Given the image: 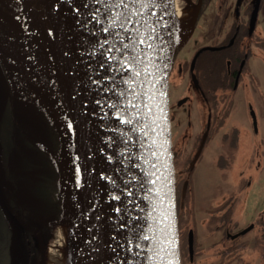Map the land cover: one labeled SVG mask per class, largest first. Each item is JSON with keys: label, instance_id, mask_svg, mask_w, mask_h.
I'll return each mask as SVG.
<instances>
[{"label": "water", "instance_id": "95a60500", "mask_svg": "<svg viewBox=\"0 0 264 264\" xmlns=\"http://www.w3.org/2000/svg\"><path fill=\"white\" fill-rule=\"evenodd\" d=\"M44 2L74 134L85 254L105 253L108 264H182L169 96L176 0ZM1 62L0 122L9 87ZM2 150L0 139V206L11 219Z\"/></svg>", "mask_w": 264, "mask_h": 264}, {"label": "flooded vegetation", "instance_id": "af4514ba", "mask_svg": "<svg viewBox=\"0 0 264 264\" xmlns=\"http://www.w3.org/2000/svg\"><path fill=\"white\" fill-rule=\"evenodd\" d=\"M179 1L186 9L197 12L191 35L175 48L169 94L181 258L182 264H195L202 253L199 243L204 229L220 234L216 243L224 249L221 254L228 252L227 241H238L255 229L252 223L254 227L248 233L233 237L244 229L232 230L228 221V172L241 147L242 129L241 124H229V116L236 98L244 90L254 94L259 89L255 64L259 61L260 48L264 47V38L257 30L259 15L252 26L258 0ZM263 1L260 0L259 14ZM248 109L257 136L259 126L256 132L252 102ZM255 148L252 158L259 153L258 146ZM7 159L6 176L12 189L5 190V195L11 219L0 206V231L4 232L2 239L9 254L10 246L20 236L18 242L26 252L27 263L31 264L39 255L37 235L46 236V227L53 223L56 211L50 214L48 209L44 215L32 208L33 190L23 187L32 173L19 177ZM249 187L250 182L245 180L235 193H246Z\"/></svg>", "mask_w": 264, "mask_h": 264}, {"label": "rangeland", "instance_id": "374dc122", "mask_svg": "<svg viewBox=\"0 0 264 264\" xmlns=\"http://www.w3.org/2000/svg\"><path fill=\"white\" fill-rule=\"evenodd\" d=\"M176 3L178 7L185 8L179 0H176ZM0 4L9 11L12 18L19 12L16 0H0ZM257 30L261 38H264V1L259 14ZM2 66L9 87L5 115L0 124V139L2 149L4 148V152L1 151V167L4 168L3 155H6L9 157L15 173L24 175L20 170L26 166H32L39 171L34 172L23 184L24 189L26 187L27 190H33L35 200L32 203V208L38 211V214L47 215L48 209L50 214L53 213L52 205L46 201L47 194L42 190L46 176L51 179L52 193L56 194L57 192L59 195L62 211L60 219L46 227V236L43 233L37 235L39 255H37L36 262L37 264H73V255L79 240V227L75 228L72 225L68 229L67 235L64 234L62 227L68 205L74 206L73 209L77 211L78 218L80 215L82 216V206L79 208L76 198L74 199L78 185L81 204L80 184L76 183L72 169L69 178L63 174L68 158L64 150L61 130L59 128V132L53 121L57 129L55 131L47 116L51 110V99L38 79L39 77H35L34 87H32L14 70L6 67L3 63ZM255 69L259 79L258 91L251 94L249 90H244L236 98V104L229 116V124H241L242 129L238 156L229 167L228 188L230 190L227 202L228 221L229 224L231 223L232 230L245 229L252 223L255 224V229L238 241H227L228 252L226 254H221L224 249L219 243H216L220 234L214 235L210 230L204 229L200 233L199 243L202 253L196 258L195 264H264V47L259 50V61L255 64ZM6 94L5 90V97ZM250 102H252L258 117L259 133L257 136L254 134L249 114L248 104ZM13 116L20 122L17 127L11 122ZM256 146H258L259 153L258 156L254 155L252 158V152L257 149ZM4 171L3 173H5ZM36 177H39V181L41 178V181L34 180ZM5 180L2 181L4 193L5 190L12 189V183ZM245 180L250 182L246 193H235L236 187L244 184ZM55 211L57 213L56 208ZM44 215L41 218H44ZM19 238L18 235L17 242L10 246V264H24L23 259H26V252L18 242ZM232 243L233 248L230 247Z\"/></svg>", "mask_w": 264, "mask_h": 264}, {"label": "bare ground", "instance_id": "6f19581e", "mask_svg": "<svg viewBox=\"0 0 264 264\" xmlns=\"http://www.w3.org/2000/svg\"><path fill=\"white\" fill-rule=\"evenodd\" d=\"M19 12L13 18L0 4V60L14 70L21 79L34 87L33 80L39 77L51 101L50 109L55 116L64 141L68 160L63 169L69 178L72 171L76 183L79 182L76 147L68 109V102L60 68L59 53L53 34L48 10L44 0H16ZM175 46L183 43L191 35L196 19V10L178 7L175 2ZM4 109V90L0 86V116ZM72 169V171H71ZM77 206L81 207L78 185L74 195ZM73 205H68L63 219V232L79 227V240L74 252L73 264H108L107 255L102 253L90 257L84 251V231L81 218ZM78 219V222H77Z\"/></svg>", "mask_w": 264, "mask_h": 264}, {"label": "trees", "instance_id": "16d2710c", "mask_svg": "<svg viewBox=\"0 0 264 264\" xmlns=\"http://www.w3.org/2000/svg\"><path fill=\"white\" fill-rule=\"evenodd\" d=\"M4 115H5V112L3 114V117H4ZM47 116H48L49 122L51 123L53 129H55V131H56L57 129L54 126L53 120H52L51 116L49 115V113H47ZM3 117H2V120H3ZM2 120H1V122H2ZM1 122H0V124H1ZM11 122L14 123V125L16 127L18 125H20L19 120L16 117H14V116H13ZM3 152H4V148H3ZM3 159H4V161H3V164H4L3 170H5L4 171L5 172L4 175L6 176L7 171H8V159H7V156L3 155ZM45 167L47 168V166H45ZM20 172H22L24 175H29V173L33 174L34 172H39V171L36 168L32 167V166H26L23 169H21ZM22 176L23 175H20L19 177H22ZM38 178L39 177H36L34 180H38L39 181ZM7 180H8V178L5 181H7ZM40 181H41V178H40ZM7 182H9V181H7ZM51 185H52L51 184V179L48 176H46L45 182L43 184L44 187L42 186V188H43L42 190H43V192H45L47 194V200H46L47 203L52 205L51 210L54 209V211H55V208L57 209V213L54 216V218L52 219L53 222H56V221H58L60 219V216H61V211H62L61 199H60L59 195H57V192H56V194L52 193L53 189H51V187H50ZM3 236H4V232L0 231V255H1L0 264H10V262H11V254H9V252L7 250L8 246L6 245L5 241L2 239ZM23 260H24L23 263L27 264V261H26L27 259H23ZM35 263L37 264V262H35Z\"/></svg>", "mask_w": 264, "mask_h": 264}]
</instances>
